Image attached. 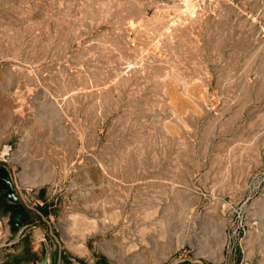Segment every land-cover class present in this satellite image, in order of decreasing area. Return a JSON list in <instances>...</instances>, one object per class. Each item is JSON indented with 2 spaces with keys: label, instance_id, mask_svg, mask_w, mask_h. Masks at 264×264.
I'll use <instances>...</instances> for the list:
<instances>
[{
  "label": "rangeland",
  "instance_id": "obj_1",
  "mask_svg": "<svg viewBox=\"0 0 264 264\" xmlns=\"http://www.w3.org/2000/svg\"><path fill=\"white\" fill-rule=\"evenodd\" d=\"M0 168V264H264V0H0Z\"/></svg>",
  "mask_w": 264,
  "mask_h": 264
},
{
  "label": "water",
  "instance_id": "obj_2",
  "mask_svg": "<svg viewBox=\"0 0 264 264\" xmlns=\"http://www.w3.org/2000/svg\"><path fill=\"white\" fill-rule=\"evenodd\" d=\"M1 169V168H0ZM1 182H2V185H3V188L6 190L5 192V195L14 203H16L17 205H15V207H18L20 205H18L19 203V199L18 197L16 196V193H15V189L12 185V182H11V179L7 173V171L5 169H1ZM45 264V263H44ZM52 264V263H51Z\"/></svg>",
  "mask_w": 264,
  "mask_h": 264
}]
</instances>
